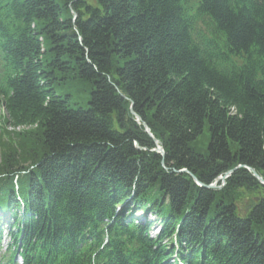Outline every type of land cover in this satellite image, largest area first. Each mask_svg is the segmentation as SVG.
<instances>
[{"label": "trees", "instance_id": "trees-1", "mask_svg": "<svg viewBox=\"0 0 264 264\" xmlns=\"http://www.w3.org/2000/svg\"><path fill=\"white\" fill-rule=\"evenodd\" d=\"M0 110V264H264V0H0Z\"/></svg>", "mask_w": 264, "mask_h": 264}, {"label": "rangeland", "instance_id": "rangeland-1", "mask_svg": "<svg viewBox=\"0 0 264 264\" xmlns=\"http://www.w3.org/2000/svg\"><path fill=\"white\" fill-rule=\"evenodd\" d=\"M88 1L91 4H95V0H88ZM87 99H88V96L86 98H84V99L78 100V102L80 103L79 105L80 106H83V107H86V105H87ZM74 107H76V105ZM2 115L3 114H2V112L0 110V128H1V126H3V116ZM7 129L8 130H11L10 127L7 128ZM208 139H209V130H208V127L205 125V127L203 129V133L197 138V140H195V141H193L191 143V147H193L199 153H205L206 152V146H207ZM5 142H7V141H5ZM230 149L232 151H234L235 150V144H231ZM248 199H254V197L251 196V195H248V194H247L246 197L245 196L242 197L241 199H239V202L237 203L238 204V207H243L246 204V202H247ZM136 217H142V213L139 212L138 216H136ZM146 218L149 220V219H153L154 216L153 215H151V216L148 215V216H146ZM158 227H159L158 224L153 225L152 228L149 231L150 232L149 234L151 236L157 235V233H158ZM1 237H2V241L4 243L7 240V234L5 233V231L2 232ZM172 260L173 259H170V261H172Z\"/></svg>", "mask_w": 264, "mask_h": 264}, {"label": "water", "instance_id": "water-1", "mask_svg": "<svg viewBox=\"0 0 264 264\" xmlns=\"http://www.w3.org/2000/svg\"><path fill=\"white\" fill-rule=\"evenodd\" d=\"M131 104H130V112L133 114V110H132V108H131ZM139 119V117L138 116H136V120H138ZM144 125V127H146V125L145 124H143ZM145 130L148 132L149 130H148V128L146 127L145 128ZM154 141L155 142H157V140H155L154 139ZM157 151L161 154V155H163V151H162V148L160 147V146H157ZM235 169V168H234ZM234 169H231V170H228L222 177L220 176V177H218L217 179H221V180H223L222 182H224V178L225 177H227ZM183 171H185V170H183ZM250 171H251V173H252V175L261 183V184H263L264 185V180L261 178V176L254 170V169H252V168H250ZM192 176V178L197 182V180H196V178H195V176L194 175H191ZM199 185H202L201 183H198ZM215 185L214 184H211V185H208L207 187H214ZM254 203V201L252 200V199H249L248 200V202H247V204L243 207L244 208V210H249L250 208H251V206H252V204Z\"/></svg>", "mask_w": 264, "mask_h": 264}, {"label": "bare ground", "instance_id": "bare-ground-1", "mask_svg": "<svg viewBox=\"0 0 264 264\" xmlns=\"http://www.w3.org/2000/svg\"><path fill=\"white\" fill-rule=\"evenodd\" d=\"M144 130H145V128H144ZM145 131H146V130H145ZM146 132H147V131H146ZM147 133H148L150 136H152L151 133H150V131H148ZM230 170H231V169H230ZM222 176H223V175H221V177H222ZM225 178H226V177H225ZM225 178H224V180H225ZM218 181H221V182H222L223 180H221V179H217V182H218Z\"/></svg>", "mask_w": 264, "mask_h": 264}]
</instances>
